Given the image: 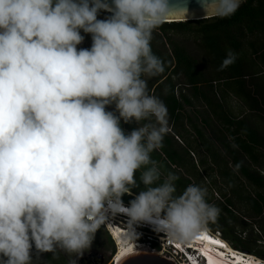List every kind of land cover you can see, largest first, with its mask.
<instances>
[{
	"label": "clouds",
	"instance_id": "clouds-1",
	"mask_svg": "<svg viewBox=\"0 0 264 264\" xmlns=\"http://www.w3.org/2000/svg\"><path fill=\"white\" fill-rule=\"evenodd\" d=\"M240 4L203 0V18ZM102 11L110 15L98 19ZM176 14L171 0H0V264H34L33 246L78 264L109 214L126 215L158 248L161 233L187 242L216 218L206 189L176 195L175 174L161 180L151 159L168 132L167 107L147 88L164 71L151 41ZM82 32L90 48L78 47ZM234 59L229 52L221 70ZM122 120L138 127L126 132ZM138 171L144 188L125 205ZM214 240L222 247H208L224 253ZM204 244L191 255L211 264Z\"/></svg>",
	"mask_w": 264,
	"mask_h": 264
},
{
	"label": "trees",
	"instance_id": "trees-1",
	"mask_svg": "<svg viewBox=\"0 0 264 264\" xmlns=\"http://www.w3.org/2000/svg\"><path fill=\"white\" fill-rule=\"evenodd\" d=\"M108 15L102 11L98 19ZM178 34L191 35L207 55L206 64L184 42L175 39ZM82 35L91 38L89 34ZM151 47L163 62L164 71L149 78L147 88L166 105L168 127L174 129L164 136L161 147L151 153L161 180L169 173L175 174L176 195L189 185L206 189L200 165L205 167L211 162L218 167L214 171L225 182L227 192H220L226 202L213 201L206 194L207 202L219 210L206 227L220 232L237 250L264 257V251L254 250L262 240L254 235L251 226L253 220L260 219V232L264 234V176L249 166L264 168V0H246L228 17L164 23L153 33ZM229 52L234 54V62L221 70ZM230 97L246 108H239L243 113L240 118L234 116ZM121 126L126 132L138 127L134 121L123 120ZM216 144L220 150L215 148ZM196 149L206 154L199 164L191 156ZM229 161L238 167L239 177L229 170ZM139 177L138 171L139 186L132 189L131 195L123 196L126 205L144 188ZM246 182L252 188H247ZM237 227L246 233V239L237 236ZM107 239L111 242L108 235ZM150 240L155 243L153 238ZM38 255L46 264H68L67 254L58 249Z\"/></svg>",
	"mask_w": 264,
	"mask_h": 264
},
{
	"label": "rangeland",
	"instance_id": "rangeland-1",
	"mask_svg": "<svg viewBox=\"0 0 264 264\" xmlns=\"http://www.w3.org/2000/svg\"><path fill=\"white\" fill-rule=\"evenodd\" d=\"M189 36H191V35L190 34H178V35H175L174 37L176 40H178L180 42H184L185 47H187L190 52H192L194 54L196 53L197 56H199L202 60L206 61L205 62V64H206L207 63V57H206L207 55L205 54V52L203 50H201L198 47V45L195 43V41L192 39V37H189ZM88 37L89 36H85L84 42L78 46L79 48H90L91 47L92 40H91V38H88ZM147 80H149V78H147ZM177 92H179V91L177 90ZM229 101H230V103H232L231 109L234 111L233 112L234 116L236 118H240L241 114H243V113L239 112V110H240L239 108L241 107L242 110H245L246 108L243 109V107L241 106L242 104L238 100H236L235 97L234 98L230 97ZM114 109H115V106L110 105L108 107V110H114ZM168 128H169L168 131H170V129H172L171 126H169ZM173 130L174 129H172V131ZM203 131L205 133H207V135H208V132L206 129H203ZM208 138H209V136H208ZM176 139L180 143H182V141L185 143V141L181 137H180V139H179V137H176ZM215 148L220 150V148L217 147V144L215 145ZM205 155L206 154L204 152H202L201 149H199V150L196 149L195 151L193 150V153H191L192 158L195 161H198L197 164H199V162L201 161L200 159H203V156H205ZM229 163H230L229 170L232 171L231 173L234 176L239 177L241 175V173L239 172L238 167H236L235 164H233V162L231 163V161H229ZM249 166H251L252 171L261 172L262 176H264V173H263L264 168L257 167L256 165H249ZM200 168H201L200 169L201 170V173H200L201 174V180H203V184L206 186L207 196L213 197L212 198L213 201L217 200V201L226 202L225 198H223L221 195V192H223V193L227 192L225 182L222 180L221 175L218 172L214 171V170H217L218 167H215L213 164H211V162H209V164H207L205 167L200 165ZM241 183H242V180H241ZM245 184H247V188H249V189L252 188L251 185H249L247 182ZM258 221H260V219H255V220H253V222H251L252 223L251 226H252V229L254 231V235L259 236V238L262 240V241H258L259 245H256L254 247V250L256 252L264 251V249L261 247V245L264 246V234L260 232ZM119 225L123 228H127L128 230L132 231V229L130 227H128V225H126L125 223H123V225H122V223H119ZM236 234H237V236L239 235V237H241L242 239L247 238L246 233H242L240 227H237ZM107 235H108L107 231L104 228L100 227L98 229V231L96 232L95 239L93 240L91 247L85 251V253L83 254L82 257L79 258L78 264H94V262H93L94 260L99 261L100 262L99 264H110L112 259L114 258V256L115 255L117 256L119 246L117 248L116 244L114 243V241L112 239H111V242H109L107 239ZM143 235L146 236L145 234H143ZM147 239H148V236H146V238L140 237V241L144 242L146 247L149 245V243H148L149 240H147ZM155 245H156L155 243L152 244L153 247H155L156 249H159L158 247H156L158 244L156 246ZM159 247H162V246L160 245ZM60 251L62 252V254L65 253L62 250H60ZM244 252L249 253L247 251H244ZM258 257L264 259V257H261V256H258ZM67 258H68V264H69L70 257L67 255ZM33 260H34V264H46L47 263L46 260H44L41 255H38L37 253H35V247L34 246H33Z\"/></svg>",
	"mask_w": 264,
	"mask_h": 264
},
{
	"label": "built area",
	"instance_id": "built-area-1",
	"mask_svg": "<svg viewBox=\"0 0 264 264\" xmlns=\"http://www.w3.org/2000/svg\"><path fill=\"white\" fill-rule=\"evenodd\" d=\"M123 221H128V217L126 215L118 214L116 216H111V214H109V220L106 223L102 224L101 227H106L112 233L111 226L120 228L121 226L119 225V223H122L123 225ZM133 234L134 238L137 240L138 243L145 244L137 238L136 233L133 232ZM150 239L151 238H148L149 245L147 246V248L151 251L158 252L163 257L169 258L174 264H198L197 260L191 255L193 251L192 249H196V247L193 246V243H208L214 246L217 245L219 247H222L214 239L220 240L223 244L226 245V247H224L223 252L228 256L227 260H229L232 264L237 263V259H234V257L240 258L243 261L249 262L250 264H264L263 258H260L255 254H249L244 251L237 250L223 238L220 232H212L208 227H205L202 231L199 232L198 235L194 236L191 239H188L187 243L185 241H178L177 244H174L170 240L168 242H164L163 239H161L160 242L162 247H160L159 249H156L152 246V241ZM170 243H172L174 247L170 246ZM168 245L170 246V249ZM228 245L232 246L235 250H237V253L234 254L230 252L227 248ZM185 248H187V252H185ZM220 251L222 250L220 249ZM115 257L116 255L114 256L110 264H117V260L115 259Z\"/></svg>",
	"mask_w": 264,
	"mask_h": 264
},
{
	"label": "water",
	"instance_id": "water-1",
	"mask_svg": "<svg viewBox=\"0 0 264 264\" xmlns=\"http://www.w3.org/2000/svg\"><path fill=\"white\" fill-rule=\"evenodd\" d=\"M246 0H241L243 4ZM110 2V0H109ZM240 4V5H241ZM171 7L177 12L166 23L205 20L203 0H171ZM186 13V15L183 13ZM210 19V18H207ZM122 264H174L169 258L156 251L146 250L127 258Z\"/></svg>",
	"mask_w": 264,
	"mask_h": 264
},
{
	"label": "bare ground",
	"instance_id": "bare-ground-1",
	"mask_svg": "<svg viewBox=\"0 0 264 264\" xmlns=\"http://www.w3.org/2000/svg\"><path fill=\"white\" fill-rule=\"evenodd\" d=\"M112 235L114 236L115 240L118 242V253L115 259L117 260V264H122L127 258L140 253L142 251L149 250L145 244H140L137 242V240L134 238V234L131 230H128L127 228L122 227H114L111 226ZM203 241V240H201ZM209 244H204V249L208 251V257L209 259L212 258V255L209 254V252H212L213 249H210ZM230 252L237 253V250H235L232 246H227ZM224 257H228L225 253H221L220 258L223 260ZM234 259H237L236 264H250L249 262L243 261L240 258L234 257ZM211 264H217L218 259L213 258L211 259ZM218 260V261H217ZM222 262V261H219ZM219 264H232L229 260L226 261V263H219Z\"/></svg>",
	"mask_w": 264,
	"mask_h": 264
},
{
	"label": "flooded vegetation",
	"instance_id": "flooded-vegetation-1",
	"mask_svg": "<svg viewBox=\"0 0 264 264\" xmlns=\"http://www.w3.org/2000/svg\"><path fill=\"white\" fill-rule=\"evenodd\" d=\"M93 262H94V264H99L100 263L99 261H96V260H94Z\"/></svg>",
	"mask_w": 264,
	"mask_h": 264
},
{
	"label": "crops",
	"instance_id": "crops-1",
	"mask_svg": "<svg viewBox=\"0 0 264 264\" xmlns=\"http://www.w3.org/2000/svg\"><path fill=\"white\" fill-rule=\"evenodd\" d=\"M263 128H264V125H263Z\"/></svg>",
	"mask_w": 264,
	"mask_h": 264
}]
</instances>
